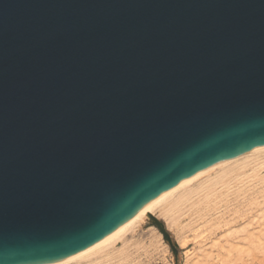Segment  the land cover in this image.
Segmentation results:
<instances>
[{"label":"water","instance_id":"1","mask_svg":"<svg viewBox=\"0 0 264 264\" xmlns=\"http://www.w3.org/2000/svg\"><path fill=\"white\" fill-rule=\"evenodd\" d=\"M261 146L264 0H0V264L76 256Z\"/></svg>","mask_w":264,"mask_h":264},{"label":"bare ground","instance_id":"2","mask_svg":"<svg viewBox=\"0 0 264 264\" xmlns=\"http://www.w3.org/2000/svg\"><path fill=\"white\" fill-rule=\"evenodd\" d=\"M262 169H264V146H261V147H255V148H249V149H244V150H241V151H237L235 153H232V154H229V155H226V156H223L219 159H217L216 161L212 162L211 164L207 165L206 167L196 171L195 173L191 174V175H188L186 177H184L183 179L175 182V183H172L170 184L169 186H167L163 191H161L158 195H156L155 197L149 199L146 204H144L143 206H141L140 208H138L137 210H135L133 213H131L124 221L123 223H121V225H119L113 232H111L108 236H106L103 240H101L100 242L96 243L95 245H93L92 247L88 248L87 250H85L84 252L76 255V256H73L71 258H67V259H63V260H59V261H55V262H48V263H41V264H67L69 262H72V261H78V260H81V263L83 261V259L85 260L86 258H88V260L90 259L89 257L92 256V258L94 259V256L95 254H97L98 256H100L101 254H105L106 250L105 248L107 247H110L109 245L111 246H114V242H116L117 239H121L122 235L127 231L129 230L130 228L132 229V227L136 226V225H140L143 221H144V218L147 217V213L148 212H151L152 213V210L154 207H157L159 206L162 210L160 212H164V213H168L167 217L170 216L169 213L172 215V214H177V218L182 216L183 218H189L187 221L189 220H192V218L194 217H204L205 214H209L208 212H212L213 214H215L216 212H220L219 210H223V213L225 214L228 213L229 211H231L232 213H238L236 216L234 217H230L228 219L231 220L232 218V221L236 222L237 221H246V222H249L248 225H252V222L253 221V215H254V211L256 210L257 211V207L260 206V205H257L258 203H256V199L255 198H261L259 200H261L263 203H264V173L263 175H260L259 174V171H261ZM255 200H254V199ZM253 199L255 201V205L257 207H252V201L250 202V200ZM261 203V205L263 206L264 204ZM260 204V203H259ZM242 207H246L244 208V210H239L240 208ZM264 207V206H263ZM155 209V210H156ZM159 209V208H158ZM217 209V210H215ZM239 211H238V210ZM260 209V207H259ZM212 210H215L216 212H213ZM262 210V208H261ZM154 211V210H153ZM159 211V210H158ZM263 211V210H262ZM261 211V213H262ZM222 212V211H221ZM154 213V212H153ZM163 213V214H164ZM211 213V214H212ZM222 213V214H223ZM231 213V214H232ZM257 213V212H256ZM259 214V213H257ZM158 214V213H157ZM159 214H162V213H159ZM165 214V215H166ZM212 214V215H213ZM218 214V213H217ZM221 214V213H220ZM218 214L217 216L219 217ZM210 215V214H209ZM208 215V217H209ZM228 215V214H227ZM225 214V216H227ZM230 215V214H229ZM264 215V214H262ZM173 216V215H172ZM171 216V217H172ZM215 215V217H217ZM224 216V215H223ZM233 216V215H232ZM261 216V214L259 215ZM170 217V219H171ZM182 217H181V220H182ZM206 217V216H205ZM222 217V216H221ZM228 217V216H227ZM175 218V216L173 217ZM172 218V219H173ZM176 218V219H177ZM191 218V219H190ZM198 218H195V219H198ZM214 217H210V219ZM169 219V220H170ZM200 219H203V218H200ZM218 219V218H217ZM264 220V217L262 218ZM180 220V221H181ZM209 220V218H208ZM215 220V219H214ZM212 220V224L214 223ZM227 220V219H226ZM225 220V221H226ZM257 220V217L256 219ZM254 220V221H255ZM258 220L260 221V219L258 218ZM262 220V221H263ZM173 220H171L170 222H172ZM176 221V220H174ZM183 221V220H182ZM186 221V222H187ZM197 221V220H196ZM204 221V220H203ZM216 221H220V220H216ZM231 221V223H233ZM253 221V224H255V222ZM261 221V223H262ZM195 222V221H194ZM202 222V221H201ZM208 222V221H207ZM217 222V224L219 225V223ZM193 223V222H192ZM197 224V222H195ZM195 223H193L195 225ZM200 223V222H199ZM206 223V222H205ZM209 223V222H208ZM206 223V224H208ZM211 223V222H210ZM230 223V222H229ZM259 223V222H258ZM187 225V227L189 226V224L185 223ZM185 224H184V227H185ZM191 224V223H190ZM215 224V223H214ZM222 224H225L224 221H222ZM221 224V225H222ZM198 225V224H197ZM196 225V226H197ZM226 225V224H225ZM234 225V224H232ZM236 225V224H235ZM250 225V226H251ZM257 225V224H255ZM143 226V224H142ZM141 226V227H142ZM191 227L193 226L192 224L190 225ZM189 226V228H190ZM201 226V225H200ZM205 227L207 225H204ZM209 226H211L209 229L212 228V225L209 224ZM207 226V227H209ZM217 226V225H215ZM228 226V225H227ZM249 226V227H250ZM202 227V226H201ZM214 227V226H213ZM219 227V226H217ZM252 227V226H251ZM259 227V226H258ZM264 227V226H263ZM138 228V227H137ZM182 228H183V224H182ZM188 228V229H189ZM194 228V227H192ZM237 228V227H236ZM240 228H243L242 226ZM239 228V229H240ZM256 228V226H255ZM261 230L263 231L262 227L260 226ZM142 229V228H141ZM139 228V230H141ZM154 229V228H153ZM191 229V228H190ZM189 229V230H190ZM200 229V228H199ZM206 229V228H205ZM208 229V230H209ZM213 229V228H212ZM211 229V231H212ZM220 229V228H219ZM248 229V228H246ZM245 230V232L247 233V231ZM259 229V228H258ZM257 229L258 233H259V230ZM134 230V229H133ZM132 230V231H133ZM136 230V228H135ZM151 230H152V227H151ZM192 230V229H191ZM201 230V229H200ZM199 230V231H200ZM204 230V229H202ZM207 230V232H208ZM217 230V229H216ZM233 230V229H232ZM231 230V231H232ZM235 230V229H234ZM253 230V229H252ZM131 231V232H132ZM153 231V230H152ZM193 231V230H192ZM198 231V230H197ZM210 231V230H209ZM222 231V230H221ZM220 231V232H221ZM239 231H242V230H237L235 232H237V234L235 235H239L238 233H240ZM254 231V230H253ZM252 231V232H253ZM261 231V232H262ZM129 232V231H128ZM155 232V229L154 231ZM214 233V229L212 231ZM250 232V233H252ZM261 232L259 234H261ZM199 233V232H198ZM210 232H208V235ZM249 233V234H250ZM263 235H264V232H262ZM128 234V233H127ZM130 234V233H129ZM132 234V233H131ZM138 234V233H137ZM147 234V233H146ZM195 234V233H194ZM200 234H201V231H200ZM212 234V233H211ZM234 235V233H232ZM156 237L158 235L154 234ZM152 235V236H154ZM196 236H198L197 234H195ZM213 235V234H212ZM227 235V233H226ZM229 235L230 232H229ZM232 235V236H233ZM137 236V235H136ZM148 236L149 238L151 237V235H149L148 233ZM153 237V238H156V237ZM203 236V235H202ZM214 237H216L215 235H213ZM213 236L211 238H213ZM221 236V235H220ZM225 236V234H224ZM231 236V237H232ZM249 235L247 234V237ZM121 237V238H120ZM206 237V235H205ZM209 237V236H208ZM218 238H220L219 236H217ZM222 237V236H221ZM234 239L235 237H238V236H233ZM250 239H251V235L249 236ZM248 237V238H249ZM263 239H264V236H262ZM124 238V237H123ZM122 238V239H123ZM204 238V236H203ZM239 238V237H238ZM242 238V237H241ZM125 239V238H124ZM133 239V238H132ZM136 239V238H134ZM152 239V237L150 238ZM157 239V238H156ZM154 239V240H156ZM159 239V238H158ZM223 239V238H222ZM225 239V237H224ZM226 239L228 240V235L226 236ZM225 239V240H226ZM229 239L231 240L232 238H230L229 236ZM233 239V240H234ZM254 239H256V237H254ZM131 240V239H130ZM149 240V239H148ZM160 240V239H159ZM196 240V239H195ZM198 240V239H197ZM204 240L203 243L205 242V239H202ZM237 240V239H236ZM234 240V241H236ZM240 240V239H239ZM135 241V240H134ZM133 241V242H134ZM208 241H211V240H208ZM206 240L205 243L208 242ZM218 241V240H217ZM255 241V240H253ZM257 241V240H256ZM129 242V241H128ZM132 242V240H131ZM149 242V241H148ZM161 242V241H160ZM199 242V240H198ZM197 242V243H198ZM200 242L201 239H200ZM214 242V241H212ZM216 242V241H215ZM214 242V243H215ZM242 242V241H241ZM249 243H246V244H249V250L251 251L252 247L250 246H253L252 243L248 240ZM262 242V243H261ZM260 243V246L264 244L263 241H261ZM121 243V242H120ZM122 243H124V241H122ZM135 243V242H134ZM152 243V242H150ZM156 243V242H155ZM159 243V242H158ZM225 243V242H224ZM255 243V242H254ZM253 243V244H254ZM126 244V242H125ZM125 244H123V246L125 247ZM164 244V243H163ZM199 244V247H200V243ZM198 244H197V247H198ZM214 247L215 245L213 243H211ZM216 244V243H215ZM227 244H229V242H227ZM257 244V243H256ZM255 244V245H256ZM129 245V244H128ZM150 245V244H149ZM155 245V244H154ZM153 245V246H154ZM202 245V244H201ZM209 245V244H207ZM206 245V246H207ZM217 245H218V242H217ZM220 245V243H219ZM218 245V246H219ZM224 245V244H223ZM232 244H229L228 246L231 247ZM254 245V246H255ZM259 246V244H257ZM122 246V245H121ZM122 246V247H123ZM157 246V244L155 245ZM162 246V244H161ZM164 246V245H163ZM166 246V245H165ZM206 246H202V250L204 251L203 247H206ZM211 246V245H210ZM238 246V245H237ZM264 246V245H263ZM262 246V248H263ZM121 249H124L122 248ZM212 247V246H211ZM214 247L210 248V249H213ZM240 247V245H239ZM112 248V247H111ZM115 248V247H113ZM119 248V247H118ZM117 248V249H118ZM152 248V246H151ZM159 247L157 246V249ZM166 248V247H165ZM208 248V247H206ZM238 248V247H237ZM261 248V247H259ZM261 248V250H262ZM120 249V248H119ZM121 249L119 250L120 252H118L117 255H121V258L124 257V255H126V252H124L125 254L123 255L122 257V251ZM126 249V248H125ZM124 249V250H125ZM130 249V248H129ZM129 249H126L129 250ZM167 249V248H166ZM195 249V248H194ZM198 249V248H197ZM219 249V248H218ZM224 249V248H222ZM231 249V248H229ZM228 249V250H229ZM240 249V248H238ZM258 249V248H257ZM105 252L103 253L102 252ZM105 250V251H104ZM155 251V249H153ZM160 250V249H159ZM165 250V249H163ZM221 250V248H220ZM225 250V249H224ZM223 250V251H224ZM249 250L247 249V251L249 252ZM260 250V249H259ZM111 251V250H110ZM115 251V250H114ZM161 251V250H160ZM199 251V250H198ZM202 251V252H203ZM217 251V250H216ZM222 251V250H221ZM236 251V249L234 250ZM245 251V252H247ZM252 251H255L254 254H256V250H252ZM113 254L111 255H114L116 253H114L113 251H111ZM116 252V251H115ZM157 253L159 252L158 250L156 251ZM155 252V253H156ZM201 252V250L199 251ZM214 253V252H210V251H207L205 250V253L208 254L206 255L205 257H208V258H211L213 254H209V253ZM240 251L237 250V253H239ZM100 255H99V254ZM120 253V254H119ZM131 253V252H130ZM129 253V256L132 257V253L130 254ZM220 253V252H219ZM218 252H216V254L218 255L219 254ZM226 253V252H225ZM228 253V252H227ZM226 253V254H227ZM201 254V253H200ZM221 254V253H220ZM229 254V253H228ZM227 254V256H228ZM232 254V253H231ZM230 254V255H231ZM263 254V253H262ZM107 255V253L105 254ZM196 255V254H195ZM210 255V257H209ZM215 255V253H214ZM216 255V256H217ZM224 255V254H223ZM252 255V254H251ZM257 255V254H256ZM233 257V255H231ZM230 256V257H231ZM236 256V255H235ZM263 256V255H262ZM103 257V256H102ZM100 256V258H102ZM108 256H106L107 258ZM201 257V256H199ZM198 257V258H199ZM204 257V256H203ZM222 258V256H220ZM218 256V258H220ZM224 257V256H223ZM229 257V256H228ZM237 258H234L232 261L233 263H235L236 259L240 260V258L242 256H240L238 258V256H236ZM244 257V256H243ZM254 257V255L252 256ZM251 257V258H252ZM110 258V257H109ZM113 260L109 261V262H114L115 258H117L116 256L114 257L113 256ZM217 258V257H216ZM217 258V259H218ZM220 258V260H221ZM225 258V257H224ZM261 258V257H260ZM96 259V257H95ZM120 259V258H119ZM118 259V260H119ZM197 259V257H196ZM204 259V258H203ZM202 259V260H203ZM213 259V257H212ZM216 259V260H217ZM223 259V258H222ZM227 259V258H225ZM231 260V258H228ZM243 259V258H242ZM241 259V260H242ZM245 259V258H244ZM254 259V258H252ZM106 260V259H105ZM102 259H100V263L105 261ZM108 260V259H107ZM117 260V259H116ZM138 260V259H137ZM209 260V259H208ZM211 260V259H210ZM209 260V261H210ZM240 260V261H241ZM247 260V258H246ZM91 261V260H90ZM93 261V260H92ZM99 260H94V263L97 262ZM128 261V260H126ZM131 261V260H130ZM198 260H196L197 262ZM201 261V260H199ZM201 264V262H199ZM227 261V260H226ZM229 261V260H228ZM263 261V260H262ZM79 262V261H78ZM86 262V261H85ZM106 262V261H105ZM119 262V261H118ZM129 262V261H128ZM139 262V261H138ZM207 263V261H205ZM205 262H202V263H205ZM264 262V261H263ZM262 262V263H263ZM84 263V262H83ZM90 263V262H89ZM88 263V264H89ZM92 262V264H94ZM99 262L95 263V264H98ZM108 264V262H106ZM105 263V264H106ZM123 263H125L123 261ZM228 263V262H227ZM248 263H252V260L251 262L248 261ZM74 264V263H73ZM77 264V262H76ZM103 264V263H102ZM126 264V263H125ZM130 264H133L132 262ZM137 264V262H136Z\"/></svg>","mask_w":264,"mask_h":264},{"label":"rangeland","instance_id":"3","mask_svg":"<svg viewBox=\"0 0 264 264\" xmlns=\"http://www.w3.org/2000/svg\"><path fill=\"white\" fill-rule=\"evenodd\" d=\"M263 173H264V169H262L261 171H259V174L260 175H263ZM254 199V198H253ZM253 199H251L250 200V202L252 203V207H257L255 204L256 203H258L259 201V203L257 204V205H260V206H258L256 209H257V211L255 210L254 211V215H253V221L256 219V217H257V220H255L254 222H255V224H257V225H255V224H253V221H251L252 222V227L250 226V225H248V223L249 222H246V221H237V223L236 222H234V221H232V218H231V220L230 219H228V218H230V217H234V216H236L237 214L236 213H232L231 211H229L228 213H226L225 212V214L228 216H225V214L223 213V210H219L220 212H216L215 210H217V209H215V210H212L213 212H216L215 214H213L211 211L210 212H208L209 214H205L204 215V217L202 216V217H200V218H203V219H200V218H198V217H194V218H192L193 219V221L192 220H189V221H187L189 218H183L182 216H180V217H178L177 218V214H170L169 213V215L170 216H168L167 217V215H168V213L166 214V213H164V212H160L162 209L158 206L157 207V209H156V207H154L153 208V210H152V213L155 215V217H157V219H159L162 223H163V225H164V227H165V230L167 231V233H168V235H169V238H170V241H168L167 240V238L159 231V229L149 220V218L148 217H145L144 218V221L140 224V225H136V226H134V227H132V229L130 228L129 230H127L121 237L123 238H121V239H117L116 240V242H114L113 244H114V246H111V245H109L110 247H107V248H105V252L107 253V255H105L106 253L105 252H103V250H102V252L103 253H105V254H99L102 258H103V260H105L106 262H108V264H130L131 262L133 263V264H136V262H137V264H200V263H198V261L199 260H201V261H199V262H201V264H264V244L263 245H261L260 246V244L262 243L261 241H263L264 242V239H263V237L262 236H264L263 235V233L262 232H264V220L262 219L263 217H264V215H262V214H264V205L262 206L261 205V203H263L262 201V199L261 198H255L256 199V203H255V199L253 200ZM259 199H261V200H259ZM255 203V204H254ZM264 204V203H263ZM259 207H260V209H259ZM159 208V209H158ZM244 208H246V207H242V208H240L239 210L241 211V210H244ZM261 208H262V210H261ZM156 209V210H155ZM159 210V211H158ZM238 210V209H237ZM238 210V211H239ZM218 211V210H217ZM222 211V212H221ZM261 211H262V213H261ZM259 213V214H257V213ZM158 213V214H157ZM159 213H162V214H159ZM164 213V214H163ZM213 215H212V214ZM220 214L219 215V217L217 216L218 214ZM223 213V214H222ZM232 213V214H231ZM255 213L257 214V215H255ZM166 214V215H165ZM230 214V215H229ZM261 214V216H259ZM208 215H209V217H208ZM215 215L217 216V217H215ZM224 215V216H223ZM233 215V216H232ZM172 216V217H171ZM175 216V218H173ZM206 216V217H205ZM222 216V217H221ZM170 217H171V219H170ZM181 217H182V220H181ZM210 217H214V219L213 218H211L210 219ZM173 218V219H172ZM177 218V219H176ZM195 218H198V219H195ZM208 218H209V220H208ZM218 218V219H217ZM258 218L260 219V221L258 220ZM170 219V220H169ZM191 219V218H190ZM227 219V220H226ZM171 220H173L172 222H170ZM174 220H176V221H174ZM181 220V221H180ZM197 220V221H196ZM204 220V221H203ZM212 220H214L213 222L215 223H213L212 224ZM216 220H220L219 222L218 221H216ZM226 220V221H225ZM263 220V221H262ZM187 221V222H186ZM197 222V224L195 223V222ZM202 221V222H201ZM209 223H208V222ZM222 221H224V223L226 224H222ZM231 221L233 222V223H231ZM261 221H262V223H261ZM195 223V225L193 224V223ZM200 222V223H199ZM208 223V224H206V223ZM211 222V223H210ZM217 222L219 223V225L217 224ZM230 222V223H229ZM259 222V223H258ZM185 223H187V224H189V226L192 224L193 226L192 227H194V228H192L191 226H190V228L193 230H191L190 228H189V226L187 227V225L185 224ZM191 223V224H190ZM142 224H143V226H142ZM182 224H183V228H182ZM184 224H185V227H184ZM209 224L210 225H212V228L214 229V233L212 232L213 231V229H212V231H211V229H209L211 226H209ZM222 224V225H221ZM232 224H234V225H232ZM236 224V225H235ZM197 225V226H196ZM202 227H201V226ZM204 225H207V226H209V227H205ZM215 225H217V226H219V227H217V226H215ZM228 225V226H227ZM142 226V227H141ZM214 226V227H213ZM243 227V228H240V227ZM250 226V227H249ZM255 226H256V228H255ZM259 226V227H258ZM260 226L262 227V229H263V231L261 230V228H260ZM138 227V228H137ZM151 227H152V230L154 231V229H155V232H153L152 230H151ZM237 227V228H236ZM135 228H136V230H135ZM139 228L141 229V230H139ZM154 228V229H153ZM190 230H189V229ZM201 230H200V229ZM206 228V229H205ZM220 228V229H219ZM240 228V229H239ZM246 228H248V229H246ZM260 230H259V229ZM134 229V230H133ZM202 229H204V230H202ZM210 231H209V230ZM217 229V230H216ZM233 229V230H232ZM235 229V230H234ZM244 229H246V231H247V233L245 232V230ZM254 231H253V230ZM257 229L259 230V233L261 232V234H259L258 233V231H257ZM133 230V231H132ZM198 230V231H197ZM201 231V234H200V231ZM207 230H208V232H210L209 234L210 235H208V232H207ZM222 230V231H221ZM232 230V231H231ZM237 230V232H238V230H242V231H239L240 233H238L239 235H235V234H237V232H235ZM129 231V232H128ZM132 231V232H131ZM221 231V232H220ZM253 231V232H252ZM199 232V233H198ZM229 232H230V234L231 235H229ZM250 232H252V233H250ZM128 233V234H127ZM130 233V234H129ZM132 233V234H131ZM138 233V234H137ZM147 233V234H146ZM148 233H149V235H151V237H152V239H150L149 238V236H148ZM197 234L198 236H196L195 234ZM215 235L216 237H214L213 235ZM226 233H227V235H228V240L226 239ZM232 233H234V235L232 234ZM250 233V234H249ZM154 234H156V235H158L157 237L154 235ZM224 234H225V236H224ZM247 234L250 236H252L251 237V239H250V237L248 238L247 237ZM137 235V236H136ZM152 235H154L156 238H153L154 236H152ZM204 236V238H203V236ZM205 235H206V237H205ZM222 237H221V236ZM238 236V237H235V239H234V237L233 236ZM209 236V237H208ZM213 236V238H211V237ZM217 236H219L220 238H218ZM229 236H230V238H232L231 240L229 239ZM232 236V237H231ZM224 237H225V239H224ZM242 237V238H241ZM254 237H256V239H254ZM133 238V239H132ZM134 238H136V239H134ZM160 240H159V239ZM223 238V239H222ZM132 240V242H131V240ZM149 239V240H148ZM154 239H156V240H154ZM196 239V240H195ZM199 240V242H198V240ZM200 239H201V241L202 242H200ZM202 239H205V242H206V240L208 241V240H211V241H208L207 243H203V241L204 240H202ZM236 240V241H234V240ZM240 239V240H239ZM135 240V241H134ZM218 240V241H217ZM248 240L252 243V245L253 246H250V247H252L251 249L252 250H256V254H254L255 253V251H250L249 250V244H246V243H249L248 242ZM253 240H255V241H253ZM257 240V241H256ZM122 241H124V243H122ZM129 241V242H128ZM135 243H134V242ZM149 241V242H148ZM161 241V242H160ZM212 241H216L215 243L214 242H212ZM242 241V242H241ZM121 242V243H120ZM125 242H126V244H125ZM150 242H152V243H150ZM156 242V243H155ZM159 242V243H158ZM200 243V247H199V244L198 243ZM217 242H218V245H219V243H220V245L218 246L217 245ZM225 242V243H224ZM227 242H229V244H232L231 245V247L230 246H228L229 244H227ZM255 242V243H254ZM261 242V243H260ZM164 243V244H163ZM211 243H213L214 245H215V247L211 244ZM254 243V244H253ZM259 244V246L257 245V244ZM123 244H125V247L123 246ZM129 244V245H128ZM150 244V245H149ZM157 244V246L159 247L158 249H157V246H155V245ZM161 244H162V246H161ZM171 244L172 245H174L175 247H176V249L174 250V249H172V247H171ZM197 244H198V247H197ZM202 244V245H201ZM207 244H209V245H207ZM224 244V245H223ZM256 244V245H255ZM123 247H122V246ZM154 245V246H153ZM164 245V246H163ZM166 245V246H165ZM207 245V246H206ZM212 247H214L213 249H210V248H212ZM238 245V246H237ZM239 245H240V247H239ZM255 245V246H254ZM151 246H152V248H151ZM202 246H206V247H208V248H206V247H203V249H204V251L201 249L202 248ZM262 246H263V248H262ZM112 247V248H111ZM113 247H115V248H113ZM121 249V247L122 248H126V249H129V250H127L126 251V249L124 250V249H121V251H122V257H123V255L125 254L124 252H126V255H124V257L123 258H121V255H117L118 254V252H120L119 250V248ZM167 249H166V248ZM240 248V249H238V248ZM259 247H261L262 248V250H261V248H259ZM118 248V249H117ZM195 248V249H194ZM198 248V249H197ZM219 248V249H218ZM220 248H221V250H220ZM222 248H224V249H222ZM229 248H231V249H229ZM258 248V249H257ZM153 249H155V251L153 250ZM161 251H160V250ZM163 249H165V250H163ZM229 249V250H228ZM236 249V251H234ZM247 249L249 250V252L247 251ZM260 249V250H259ZM113 251L114 253H116V254H114V255H111V254H113L111 251ZM116 252H115V251ZM159 251L158 253L156 252V251ZM201 250V252H199V251ZM205 250H206V252L207 251H210V252H214L215 253V255H214V253H211V254H213L212 255V257H213V259H212V257L211 258H208V257H205L206 255H208V254H206L205 253ZM217 250V251H216ZM224 250V251H223ZM237 250L238 251H240L239 253H237ZM203 251V252H202ZM245 251H247V252H245ZM132 254H131V253ZM156 252V253H155ZM216 252H220L218 255L216 254ZM228 254V256H227V254ZM109 253H111V254H109ZM129 253L132 255V257L131 256H129ZM201 253V254H200ZM209 253V252H208ZM232 253V254H231ZM263 253V254H262ZM120 254V253H119ZM196 254V255H195ZM210 254V253H209ZM210 254V255H211ZM224 254V255H223ZM233 255V257L234 258H237L236 256H238V258L240 257V256H242L241 258H240V260H238V259H236V261H235V263H233L232 261H234L233 259V257L231 256V255ZM252 254V255H251ZM210 255H209V257H210ZM217 255V256H216ZM236 255V256H235ZM254 255V257H252ZM263 255V256H262ZM94 256V259L92 258V256L91 257H89L90 259L88 260V258H86L85 260L83 259V261H82V263H81V260H78V261H72V262H69V263H67V264H76V262H77V264H88L89 262V264H92V262L94 263V260L96 261V260H99V261H97V262H99L98 264H105L106 262L105 261H103V262H101L100 263V259H102V258H100V256H98L97 254H95V255H93ZM106 256H108L107 258H106ZM113 256L115 257H117V258H115V260H114V262L112 263V262H109V261H111V260H113L114 258H113ZM199 256H201V257H199ZM204 256V257H203ZM218 256L220 257V256H222V258H221V260H220V258H218ZM225 258H227V259H225ZM231 256V257H230ZM244 256V257H243ZM95 257H96V259H95ZM110 257V258H109ZM196 257H197V259H196ZM199 257V258H198ZM218 259H217V258ZM254 258V259H252V258ZM261 257V258H260ZM120 258V259H119ZM204 258V259H203ZM228 258H231V260L230 259H228ZM245 258V259H244ZM246 258H247V260H246ZM108 259V260H107ZM109 259H111V260H109ZM117 259V260H116ZM119 259V260H118ZM138 259V260H137ZM203 259V260H202ZM210 261H209V260ZM217 259V260H216ZM91 260V261H90ZM93 260V261H92ZM126 260H128V261H126ZM131 260V261H130ZM196 260H198L197 262H196ZM227 260V261H226ZM229 260V261H228ZM251 260H252V263H248V261L249 262H251ZM263 260V261H262ZM86 261V262H85ZM119 261V262H118ZM123 261L125 262V263H123ZM139 261V262H138ZM205 261H207V263L205 262ZM84 262V263H83ZM97 262H95V263H97ZM202 262H205V263H202ZM228 262V263H227ZM263 262V263H262ZM94 263V264H95ZM107 264V263H106Z\"/></svg>","mask_w":264,"mask_h":264}]
</instances>
